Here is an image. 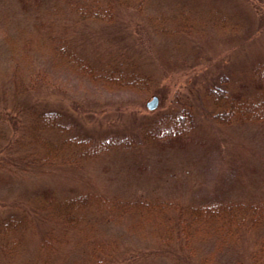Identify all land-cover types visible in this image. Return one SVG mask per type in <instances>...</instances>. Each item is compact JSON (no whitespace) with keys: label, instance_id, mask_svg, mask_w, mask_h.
Here are the masks:
<instances>
[{"label":"rangeland","instance_id":"rangeland-1","mask_svg":"<svg viewBox=\"0 0 264 264\" xmlns=\"http://www.w3.org/2000/svg\"><path fill=\"white\" fill-rule=\"evenodd\" d=\"M25 1L28 10L20 0H0V131L15 138L0 149V220L21 211L31 224L16 255L0 251V264H100L88 256L100 245L104 264H256L255 251L264 264V227L239 231L222 248L213 240L198 243L197 256H190L180 242L162 241L153 223L112 207L116 200L186 207L264 202V122L219 123L206 97L210 87L226 83L255 90L248 76L264 62V0ZM78 8L110 9L114 18L83 19ZM219 16L229 23L227 31L216 27ZM60 38L93 66L129 62L151 78L153 91L92 84L56 59ZM39 70L49 87L18 93L16 82ZM154 96L159 106L150 111ZM33 107L65 114L69 131L50 135L54 142L69 133L94 138L108 132H129L136 141L89 159L63 149L48 164L25 162L19 142L28 136ZM182 107L194 117L189 135L139 144L140 122ZM44 190L98 197L101 204L91 205L96 211L85 229L65 235L56 221L32 214V199ZM52 231L55 240L46 248L41 244Z\"/></svg>","mask_w":264,"mask_h":264},{"label":"trees","instance_id":"trees-1","mask_svg":"<svg viewBox=\"0 0 264 264\" xmlns=\"http://www.w3.org/2000/svg\"><path fill=\"white\" fill-rule=\"evenodd\" d=\"M20 1L23 3V8L28 10L26 1ZM84 8H78V13L83 19H94L105 23L113 21L114 13L109 11L110 9L86 10ZM215 25L224 31L229 28V23L223 16L217 17ZM7 40L10 45L11 41L8 37ZM11 47L14 48L13 45ZM15 48L13 50H16ZM55 53L56 59L66 63L82 77L92 84L100 85L106 91L129 90L146 94L153 91L154 83L151 78L142 74L135 66L127 64L129 62L119 61L102 67L93 66L81 58L64 38L58 40ZM248 77L255 85L253 92H241L229 83H226L224 88L214 85L206 91V97L211 105L210 113L215 121L224 125L264 122V62L257 63ZM46 78L48 76L45 70L23 75L20 81L16 82V90L23 94L41 86L47 87L49 82ZM29 112L34 121L27 127L25 134L28 136L24 135L19 142L25 162L32 163L37 159L40 164H48L53 155L63 149L74 151L75 155L82 159H89L99 157L112 148H130L136 141L133 134L129 132L121 134L108 132L94 138L89 135L69 133L59 143L54 142L49 138L50 135L64 134L69 131L67 130L69 126L64 123L65 114L37 107L30 108ZM193 128V114H187L186 108L182 107L177 112L158 114L143 120L136 127V131L141 135L139 144H148L183 139L192 132ZM6 141H15V138L1 130L0 149ZM7 149H9L8 146ZM90 198L89 195L61 196L53 190H44L33 197L32 214L42 213L46 219L56 221L65 235L70 231L78 232L90 223V214L101 204L98 197H92L91 200ZM92 204L96 206L94 211H91ZM112 207L126 214H134L141 222L153 223L155 228L161 231L162 241L180 242L190 256H197L193 248L195 250L198 243L213 240L217 248H222L235 242L240 237L239 231H252L264 227V202H207L186 207L160 201L116 200L112 203ZM30 221L29 214L21 211L13 212L0 220L1 252L7 255L18 253L30 229ZM51 234L54 232H50L48 238L46 235L41 245L52 246L55 235ZM98 247H93L88 256L92 262L104 264L107 260L100 256ZM260 247L264 249V239ZM253 259L258 264L263 261V254L255 251ZM89 263L81 262V264Z\"/></svg>","mask_w":264,"mask_h":264},{"label":"water","instance_id":"water-1","mask_svg":"<svg viewBox=\"0 0 264 264\" xmlns=\"http://www.w3.org/2000/svg\"><path fill=\"white\" fill-rule=\"evenodd\" d=\"M159 106V99L157 96H154L150 101H148L147 103V108L150 110V111H154L158 108Z\"/></svg>","mask_w":264,"mask_h":264}]
</instances>
